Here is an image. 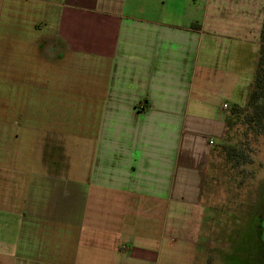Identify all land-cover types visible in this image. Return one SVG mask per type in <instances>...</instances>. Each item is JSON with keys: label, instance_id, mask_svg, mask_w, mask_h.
<instances>
[{"label": "crops", "instance_id": "obj_1", "mask_svg": "<svg viewBox=\"0 0 264 264\" xmlns=\"http://www.w3.org/2000/svg\"><path fill=\"white\" fill-rule=\"evenodd\" d=\"M262 1L0 0V264L45 255L35 248L54 227L60 242H70L55 264L195 262L201 245L185 234L188 248L177 247L165 229L176 224L175 209L192 214L202 206L216 146L210 137L223 138V105L239 88L208 73V44L225 36L205 27L209 17L215 25L249 23ZM80 65L102 82L83 92L103 113L85 182L64 184L57 124L48 128L37 115L61 106L49 98L64 93L65 67ZM210 97L225 100L215 108ZM47 194L53 201L43 207ZM134 207L173 217L151 216L137 230L140 223L127 218ZM102 209L110 216L103 225ZM99 230L106 235L97 237Z\"/></svg>", "mask_w": 264, "mask_h": 264}, {"label": "rangeland", "instance_id": "obj_2", "mask_svg": "<svg viewBox=\"0 0 264 264\" xmlns=\"http://www.w3.org/2000/svg\"><path fill=\"white\" fill-rule=\"evenodd\" d=\"M242 1L248 5L251 2V0ZM263 7L258 13L256 12L253 21L250 19L251 22L248 23L240 19L239 25L235 27L225 25L220 18V23L215 25L211 18H208L209 22L205 29H217L220 35L225 36L222 43H218L216 47L212 46L213 43L208 44L210 48L208 73L239 84L234 96L228 100L229 107L235 104L241 106L245 102L248 89L246 83L247 80L250 82L252 80L258 54L259 31L262 26L260 15L263 13ZM219 10L220 16L226 17L230 13L225 7ZM93 75L94 73L86 65L65 67L64 93L61 97L53 95V98H49L54 100L53 102L58 99V105L61 101V106L59 105L56 111H51L50 108L45 114L37 115L39 118L37 121L46 123L48 128L57 124L62 146L64 184L66 180L67 183L85 182L91 167L94 139L103 113L99 102L92 104L86 92H83L87 90L92 80L96 82L98 88H100L99 84L102 85L99 78L93 79ZM224 100L225 98L210 97L208 103L210 107L218 108ZM216 113L218 114V109ZM219 115L223 118L224 114ZM226 133L225 131V136ZM233 134L234 132H229V137L235 142L237 140L233 138ZM210 138L216 145L222 144L223 138L215 136ZM243 141V152L249 157L250 162L235 168L228 164L222 168V176L217 182L212 181L211 178L217 176L218 171L214 172L208 168L204 172L205 188L202 206L192 214L186 208L175 209L176 224L174 227H166V236L168 234L174 236L177 240L175 245L185 249L188 246L184 241H188L181 238L185 234H190L192 238L189 240L192 245L197 242L202 247L201 251L198 250L200 254L195 262H192L193 259L185 261L183 257L177 256L174 259L175 264H264V138L260 137L256 140L244 138ZM34 147L35 145L33 150ZM33 168H40V163L33 161ZM49 198L48 194L42 197L43 207H50L53 196L50 201ZM63 203H67V199H64ZM17 212H19L18 217L24 214L22 210ZM50 214L53 215L52 212ZM127 214V218L140 223L136 228L141 231L147 228L146 224L142 223L143 219L146 222L151 216L159 219L173 217L172 212L166 213L164 210L140 212L135 207L129 208ZM98 220L102 225L105 220H110L109 210L102 209ZM192 220H198L202 225H195ZM54 229L55 227L51 228L53 231L49 234L46 245L43 243L41 247L37 245L35 248L43 249L41 254L47 250L45 255L39 256L33 251L31 254L17 257V264H55L58 251L66 253L70 242H60L61 234ZM161 229L162 227H158L155 233L161 235L163 233ZM105 232L99 230L96 236L100 235L102 238L106 235ZM79 249L81 251L87 249L86 244H81Z\"/></svg>", "mask_w": 264, "mask_h": 264}, {"label": "trees", "instance_id": "obj_3", "mask_svg": "<svg viewBox=\"0 0 264 264\" xmlns=\"http://www.w3.org/2000/svg\"><path fill=\"white\" fill-rule=\"evenodd\" d=\"M224 122L227 135L224 134L222 144L213 146L210 152L208 168L214 172L218 171L217 176L211 178L214 182L219 181L222 168L228 164L235 168L250 162L243 152L244 138H264V7L254 74L247 89L245 102L242 106L232 105ZM229 132H234L233 138L237 141L232 142Z\"/></svg>", "mask_w": 264, "mask_h": 264}, {"label": "built area", "instance_id": "obj_4", "mask_svg": "<svg viewBox=\"0 0 264 264\" xmlns=\"http://www.w3.org/2000/svg\"><path fill=\"white\" fill-rule=\"evenodd\" d=\"M223 109L224 110H229V107L227 105H223ZM211 144H212V142H211Z\"/></svg>", "mask_w": 264, "mask_h": 264}]
</instances>
